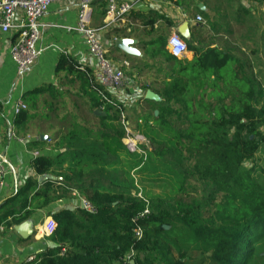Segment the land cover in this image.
I'll use <instances>...</instances> for the list:
<instances>
[{"label":"trees","instance_id":"obj_1","mask_svg":"<svg viewBox=\"0 0 264 264\" xmlns=\"http://www.w3.org/2000/svg\"><path fill=\"white\" fill-rule=\"evenodd\" d=\"M158 19L173 24L162 14L144 18L154 36L141 43L147 55L161 56L171 65L161 87L155 89L158 99L148 100L151 109L141 112V119L174 145L152 136L148 150L155 157L176 152L175 167L182 180L179 191L194 179L199 194L191 201L147 199L86 182L88 168L104 167L113 158L108 140L126 135L117 127L123 109L111 94L93 84L91 68L63 55L57 71L82 81L88 110L97 121L86 125L76 118L73 128L55 141V150L61 153L40 155L33 164L40 175L56 173V164H68L57 172L61 183L87 198L95 211L77 207L54 213L57 226L48 237L55 246L38 252L27 264H243L252 260V243L264 237V184L255 178V166L247 168L245 163L264 150L261 74L235 53L191 40L187 45L194 57H174L160 33L164 25L154 27ZM101 106L105 113L95 114ZM26 116L27 110L16 116L17 121ZM36 187V181L28 179L15 195L0 202V226L19 224L52 200L35 203L48 196L46 189ZM146 208L149 213L141 216ZM136 230H141V237Z\"/></svg>","mask_w":264,"mask_h":264},{"label":"crops","instance_id":"obj_2","mask_svg":"<svg viewBox=\"0 0 264 264\" xmlns=\"http://www.w3.org/2000/svg\"><path fill=\"white\" fill-rule=\"evenodd\" d=\"M117 2L119 5L132 4L131 11L125 18L109 21L107 4L96 1L92 5L90 25L101 28L99 36L108 50L107 55L111 61L119 65L121 62L119 58L130 60L135 67L132 69L135 78L141 79L142 84L148 87L132 93L138 95L129 97L130 102L134 103L138 99V103L131 110L126 108L127 113L133 112L134 109L137 113L146 112L151 109L148 100H153L146 97L147 91L155 92V89L160 88L166 74L165 71L162 73L160 68L158 71L152 67L155 65L151 60L154 57L147 55L145 45L141 43L154 36V33H149L150 27H145L144 18L162 14L171 20L172 25L164 24L161 19L154 24L155 28L164 25L166 38L172 33L180 34V26L187 23L189 36L180 34L186 41L192 36L197 38L200 30L208 29L213 33L215 26L203 27L200 23L204 22L196 20L198 14L206 20L210 12L207 0H117ZM200 4L204 5L203 9L199 8ZM200 9L205 10L204 14ZM78 10V0H63L51 4L49 12L41 18L45 28L37 47L42 49V53L22 78L17 77L16 63L10 55L12 37L10 34L0 32V154L6 158L8 172L0 202L15 195L28 179L36 181V190L48 191L47 197L42 195L35 203H43L48 197L52 198L48 204L35 209L23 222L0 226V264H23L29 256L55 246L43 232L44 222L62 209L74 210L80 207L81 198L84 197L78 194L77 190L68 189L61 183L62 177L57 172L68 164H56L54 166L56 173L44 175L38 174L33 164L35 158L40 155H59L62 150H55L58 136L71 130L76 118L81 121L80 118L83 117L81 109L88 110V99L84 95L86 92L82 81L66 71H57L60 57L63 55L72 57L89 68L95 66V58L89 53L84 34L66 28L77 24ZM205 35H208L207 31ZM213 35L216 36L215 33ZM122 38L130 40L132 52L116 46L117 40ZM206 45L221 48L213 42L204 46ZM193 57L194 52L189 50L186 58L181 60H191ZM140 61L142 66H137ZM164 62L166 63L165 60ZM164 68L169 69L167 65ZM38 88L46 89L36 92ZM108 93L117 102L128 101L122 88L109 89ZM20 99L27 102V116L18 122L14 108ZM12 133L24 140L20 141ZM34 152L39 154L34 155ZM45 175L51 177L41 179ZM48 180L51 182L49 185Z\"/></svg>","mask_w":264,"mask_h":264},{"label":"rangeland","instance_id":"obj_3","mask_svg":"<svg viewBox=\"0 0 264 264\" xmlns=\"http://www.w3.org/2000/svg\"><path fill=\"white\" fill-rule=\"evenodd\" d=\"M207 1L210 12H208L206 20L204 19L205 22L200 24H203V27H206V25L215 26L214 32L211 33L208 29H204V31L200 30L197 38H193L192 36L189 40L195 45H205L213 42L221 46L222 49L233 52L245 60H249L254 66V72L259 73V75L261 74L260 77L264 82V2H257L255 0ZM205 30L208 32L207 36L205 35ZM160 33L166 36L164 27L162 30L160 29ZM214 33L216 36L213 35ZM135 57L138 58V56ZM119 59L121 61L119 65H121L125 58ZM151 60L155 64L152 67L157 70L160 68L162 73L168 71L167 68H164L165 65L168 68L171 65L169 62L165 63L161 56H155ZM128 61L131 66L124 68L126 80L120 87L124 95L128 97V101L122 103L118 101L122 106L123 114H121V121L120 124L119 122L117 123V127L125 130L126 135L124 138L127 137L126 127H128L133 134L143 135L148 141V144L145 142L143 144L140 143L139 147L141 150L131 152L124 144V138L122 140H117L115 137L109 139L108 144L111 146L113 158L109 159L108 164L104 167L96 166L94 168H88L86 170L85 180L86 182L94 181L97 187L126 194L132 193L133 195L147 199L154 197L167 199L182 197L186 201H191L192 197L199 194V190L196 188L197 182L194 179L187 180L184 190L179 191L182 180L175 167L179 159L178 154L174 152L165 157H155L154 155H150L148 150V148H152L150 140L152 136L159 141H166L171 146L174 145L173 141L165 134L160 133L158 129L153 128V125L146 126L141 119V113H137L136 109L133 112L127 113L126 108H130L131 110L138 103V99L134 103L130 102L129 97L138 95L132 93L140 89H146L143 88V81L135 78V73L132 70L135 67H133L130 60ZM141 62H138L137 66H142ZM94 113L97 114L96 110ZM103 113H105L104 109L100 114ZM81 115L83 117L80 120L86 125L88 121L91 123L92 121H97L95 115L87 109H81ZM245 166L247 168L255 166V178L264 184L263 149L257 153L254 161H247ZM252 246L253 258L243 264H264V237L254 241ZM192 255L196 256L197 253L193 252Z\"/></svg>","mask_w":264,"mask_h":264},{"label":"built area","instance_id":"obj_4","mask_svg":"<svg viewBox=\"0 0 264 264\" xmlns=\"http://www.w3.org/2000/svg\"><path fill=\"white\" fill-rule=\"evenodd\" d=\"M59 1L63 0H0V32L10 34L12 37L10 55L16 63L17 77L22 78L38 61L42 49L37 47V42L41 39L45 28V24L42 23L41 18L49 12V8L53 2ZM96 1L107 4V17L109 21L125 18L131 11L132 4L119 5L117 0H78L77 24L75 26H66L69 31L77 30L84 34L89 53L95 58V66L90 67L92 69L93 84L100 86L103 88V91L108 92L109 89H121L120 87L126 80L124 68L131 66V64L127 60H124L121 65L114 64L108 57V50L99 36L101 28H95L90 25L93 11L92 5ZM255 1L264 2V0ZM196 20L198 22H205L201 14L196 16ZM166 48L170 54L178 59L186 58L189 51L186 40L179 33H172L168 36ZM262 105L264 107V97ZM26 109V102L22 99L18 100L14 108L15 116ZM103 109L104 107L101 106L96 110L102 112ZM126 128L127 137L123 139V142L131 152L139 151L140 143L143 144L145 142L148 144L143 135L133 134L128 127ZM12 135L15 136L14 133ZM17 139L20 141L24 140V138L19 137ZM38 154V152H34V155ZM6 165V158L0 154V198L8 173ZM81 206L88 211H95V207L85 197L81 198ZM147 213L149 211L146 208L141 216ZM56 226L57 224L53 217H48L43 224L44 234L50 236L55 231ZM136 235L141 237V230H136ZM34 258L35 255L29 256L23 264H27Z\"/></svg>","mask_w":264,"mask_h":264},{"label":"water","instance_id":"obj_5","mask_svg":"<svg viewBox=\"0 0 264 264\" xmlns=\"http://www.w3.org/2000/svg\"><path fill=\"white\" fill-rule=\"evenodd\" d=\"M199 8L203 9L204 5L200 4ZM179 32H180V34L182 36H187L188 37L189 33H190L189 29H188V24L187 23L182 24V26H180V28H179ZM129 43H130L129 39L122 38V39L117 40L116 46L119 47L120 49L124 50V51L132 52V47L129 45ZM146 97L148 99H153V100L158 99V95L155 92L151 91V90L147 91ZM96 113L100 114L101 112L99 110H96ZM48 177H51V176L50 175H45L44 177H41V179H47ZM81 207L83 208V206H81Z\"/></svg>","mask_w":264,"mask_h":264}]
</instances>
